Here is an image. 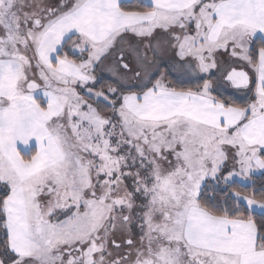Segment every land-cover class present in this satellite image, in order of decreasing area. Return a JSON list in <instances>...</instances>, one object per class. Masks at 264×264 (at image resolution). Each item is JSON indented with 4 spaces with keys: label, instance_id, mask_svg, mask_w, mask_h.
<instances>
[{
    "label": "snow or ice",
    "instance_id": "snow-or-ice-1",
    "mask_svg": "<svg viewBox=\"0 0 264 264\" xmlns=\"http://www.w3.org/2000/svg\"><path fill=\"white\" fill-rule=\"evenodd\" d=\"M0 264H264V0H0Z\"/></svg>",
    "mask_w": 264,
    "mask_h": 264
}]
</instances>
